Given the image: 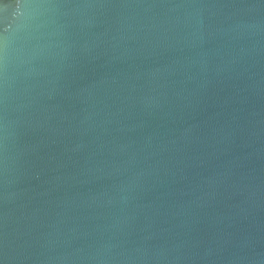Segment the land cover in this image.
<instances>
[{"label":"water","instance_id":"1","mask_svg":"<svg viewBox=\"0 0 264 264\" xmlns=\"http://www.w3.org/2000/svg\"><path fill=\"white\" fill-rule=\"evenodd\" d=\"M0 264H264V0H0Z\"/></svg>","mask_w":264,"mask_h":264}]
</instances>
